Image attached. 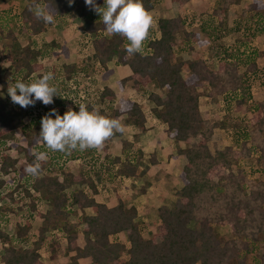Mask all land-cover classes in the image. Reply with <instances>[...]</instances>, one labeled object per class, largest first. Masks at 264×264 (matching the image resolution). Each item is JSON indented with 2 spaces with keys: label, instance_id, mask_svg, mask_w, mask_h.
Here are the masks:
<instances>
[{
  "label": "trees",
  "instance_id": "obj_1",
  "mask_svg": "<svg viewBox=\"0 0 264 264\" xmlns=\"http://www.w3.org/2000/svg\"><path fill=\"white\" fill-rule=\"evenodd\" d=\"M159 1L142 3L149 12ZM172 1L182 7L190 0ZM215 1L211 11H202L194 29L187 27L182 14L159 17L158 35L148 36L143 53L135 55L126 53L124 38L106 32L100 17L84 0H74L71 6L68 0H37L56 10L54 24L36 18L29 10L33 0H25L18 13L0 12V61L6 63L3 68L0 65V190H4L0 199L9 197L0 208V221L7 218L4 210L25 212L14 221L13 233L0 227V264H49L42 261L41 248L48 244L51 259L57 249L46 231L63 240L65 264H264V98L253 101L251 82L259 71L255 56L264 63V44L259 51L247 47L254 35L251 23H259V33L264 36V0H251L244 6L240 0ZM96 2L103 5V0ZM231 9L236 14L232 25ZM75 17L86 22L87 42L83 50L75 49L74 57L73 46L65 40L39 39L57 23L68 25L67 20ZM210 41L213 44L204 52L214 54L216 67L196 51L197 45ZM189 52L193 56L184 58ZM60 57L59 64H44ZM110 61L127 66L129 73L116 87L105 84L95 89L99 70L104 71L103 80L113 73ZM46 71L54 74L50 83L58 96L48 106L37 101L44 111L30 118L31 106L25 109L11 102L8 83L16 79L30 82ZM259 85L264 89V82ZM127 89L152 102V115L173 139L177 153L186 158L180 173L182 186L175 191L173 205L154 207L159 223L150 236L142 233L134 204L118 199L108 205L95 198L96 180L104 167L100 162L92 158L93 168L89 166L86 173L65 167L68 161L84 159L87 151L94 153L95 149L51 152L38 135L46 113L55 108L63 115L70 107L68 95L82 93L81 100L90 111L119 119L131 131L130 139L121 142L120 155H105L107 163L116 167L110 175L142 178L146 172L145 167L140 169L142 153L131 156L128 149L148 131V115L137 100L126 95L115 105L116 92L124 95ZM201 95L212 100L220 95L234 98L236 111L244 107L245 111L234 119H205L200 114ZM79 104L73 103L71 108L78 111ZM217 128L236 129L239 141L212 154L208 143ZM102 149L106 151L108 146ZM37 151L47 152L48 157L39 175L33 177L25 173V167ZM245 158L256 164L259 177L247 178L241 164ZM150 162H157L155 155ZM96 164L100 167L95 170ZM87 208L93 213H87ZM74 213L78 214L76 222L69 219ZM35 217L40 218L36 228ZM219 225H227L230 235L220 233ZM79 232L82 246L76 243ZM121 232L127 242L115 238Z\"/></svg>",
  "mask_w": 264,
  "mask_h": 264
},
{
  "label": "rangeland",
  "instance_id": "obj_2",
  "mask_svg": "<svg viewBox=\"0 0 264 264\" xmlns=\"http://www.w3.org/2000/svg\"><path fill=\"white\" fill-rule=\"evenodd\" d=\"M251 0H240V5L244 6L248 3H250ZM215 0H190L188 3L183 5L182 7H179L178 4L172 0H161L159 2H156L155 7L149 11L151 16L153 17V25L149 31V36H157V19L159 17L164 16H171L175 17L178 14H182L185 16L187 21V27L189 29H194L198 24L200 23V19L203 16L201 13L202 11H211V8L215 5ZM25 4V0H0V12H12V13H18L21 11ZM236 17L235 11L231 9L229 11V18L231 25L233 24V18ZM68 25H65L63 23H57L55 27H53L52 30L48 32H44L39 35V39L42 37L45 38L46 36L53 37L56 40H65L67 43L72 45L73 51L71 52V57H74V53L76 52L75 49L83 50L85 48L84 44L87 42V37L85 36L84 27L86 25V22L79 18L75 17L73 19H68ZM251 29L250 32L253 33L252 39L250 41H247V47L250 51L260 50L263 47L264 44V36L259 33L260 24L258 23H251ZM241 33V30H240ZM259 33V34H258ZM230 38L227 37L226 40L229 42ZM209 44H205L204 46L197 45L196 51L199 52V54H203L204 57L207 59V61L213 62V65L216 67V59L212 60V54L206 51V46L209 47L213 44V42H208ZM212 43V44H211ZM88 49V48H87ZM75 51V52H74ZM256 55V54H255ZM254 55V56H255ZM184 58L190 59L193 55L192 53H184ZM257 56V55H256ZM255 59L258 64V74L252 76L251 82H252V93H253V101H259L264 98V89L259 85L262 82H264V77L262 74L264 73V63L261 58L256 57ZM62 61V57L59 59L50 58L47 61L44 62L46 66H49L51 64H59ZM1 67H5L6 63H3L0 61ZM108 66L112 68L113 73L109 75L105 80L102 79V76L104 74L103 69L98 71L97 76V84L96 88H101L105 84H108L110 87H116L117 81L124 77L126 74L129 73V68L127 66H117L114 61H110L108 63ZM126 73V74H125ZM183 75H186V72H183ZM95 86V84H94ZM1 94V90H0ZM73 98L75 97L76 100H72L74 102H77L80 100V97H77L75 94H73ZM131 97L135 100H137L143 109L147 112L148 115V121L149 124L152 127L150 131L146 135H142L138 140L134 141L132 147H130L129 154L137 155L140 151L142 153V157L140 159L142 166L147 167L151 166L152 163L150 162V159L153 157V155L156 156L157 162L154 164V169H166L169 168L171 170V174L167 176V181H172L171 184H176L175 187L173 185L171 188L166 189V196L161 197V201H156V199H150L149 203H153L154 206L160 205V204H167L169 206L173 205V201L175 199V191L178 190V188H181L182 186V179L180 177L181 173V167L183 164V161L181 157L176 155V146L173 142V139L168 137L166 135V132L164 133L163 127L160 126L158 123L157 125L152 122L153 115L151 113V108L153 106L152 102L145 99L141 93L134 95V92L131 89H127L126 92L123 93L120 91L116 92V101L115 105L118 106V99L123 96ZM72 98V99H73ZM73 102V103H74ZM70 103V107H72V104ZM85 103V102H84ZM94 103H97L94 101ZM86 104V103H85ZM200 105V114L205 119H226V118H235L239 117L240 114H242L245 111V107L242 108L240 112L236 111L235 108V101L234 98L225 97L224 95L218 96L215 100H212L204 95H201L199 100ZM99 107H102L99 105ZM229 122V121H228ZM234 122L230 121L229 123ZM237 124V122H236ZM159 125V126H158ZM163 130V131H162ZM130 129H127L126 126H124V131L121 136H117L112 138L111 140H107L104 145L108 146V150H95L94 153L87 151V154H85V158L79 160H70L66 163V166L71 171H81L82 173H86V170L89 168H93L90 164V160L95 159V163L102 164L104 167H101L100 169V177L96 180L97 183V194L95 195V198L100 202H105L108 205H112L116 203L118 199L124 200L128 204H132L135 201V197H137V201L135 206L138 209V216L137 219L140 221V226L142 233L145 236H150L156 231V226L159 223L158 219H156V215L154 214V208L152 210H148L145 207V200L146 198H150L151 193H157L158 188L157 186H153L151 190L144 189V183L143 185L138 183V178L136 177H123V176H111L110 173L115 171V168L111 167L106 159L105 155L106 153H110L111 156L117 154L120 155V147L121 142L124 139H130ZM166 135V136H165ZM166 137V138H165ZM171 139V140H170ZM194 142L196 139L193 140ZM239 141L238 132L236 129L233 128H223V129H215V131L212 134L211 140L208 143L209 150L212 154H215L217 150L223 149L227 145H234L236 142ZM11 153H14L13 150H11ZM130 156V157H131ZM176 159H180V162H176ZM100 164L95 165V170L99 169ZM241 164L245 168L247 172V178L248 179H254L256 177H259L260 172L257 170L256 164H254L250 159L245 158L241 161ZM107 168V169H106ZM57 170V167H55ZM55 170V171H56ZM108 170L110 172H108ZM255 171V172H254ZM90 173V172H89ZM60 177V175H59ZM174 178V179H172ZM162 177L159 176V174H156L155 176L151 177L152 182H156L158 180H161ZM75 187H81L79 185ZM178 187V188H177ZM85 189H87L85 187ZM148 192V194L146 192ZM1 193H4V190H0ZM9 200V197H4L3 199H0V208H2L5 203H7ZM144 202V203H143ZM147 203V202H146ZM1 211V210H0ZM87 213H93V210L91 208L85 209ZM25 213L24 211H20L17 214H15L13 211H5L4 215L7 217L2 218L0 222H2V228L8 231L9 233H12L14 230V221H16L20 216ZM70 221L76 222L78 219V214L74 213L69 216ZM33 223L36 225L39 223L40 218L35 217L33 220ZM82 226L79 227L78 230H80ZM218 231L225 235H230V228L227 225H219ZM32 233V232H31ZM80 233V232H79ZM45 234L47 235L48 240L53 241L52 244L54 247L58 250V252L63 251V245L60 244L62 242L61 237L56 236L55 233L46 231ZM81 234V233H80ZM116 239H120L123 241H126V234L125 232L119 233L117 236H115ZM114 239V237H113ZM127 242V241H126ZM1 248V245H0ZM0 249V253H1ZM48 253H49V246L44 245V247L41 249V256L43 260H48ZM1 255V254H0Z\"/></svg>",
  "mask_w": 264,
  "mask_h": 264
},
{
  "label": "clouds",
  "instance_id": "obj_3",
  "mask_svg": "<svg viewBox=\"0 0 264 264\" xmlns=\"http://www.w3.org/2000/svg\"><path fill=\"white\" fill-rule=\"evenodd\" d=\"M73 3L74 0H68L69 6ZM84 3L100 17L107 33L119 35L127 41L124 47L128 55L143 53L153 17L145 10L142 0H103L102 6L96 0H84ZM29 10L44 23H55L56 10L49 5L33 0ZM53 79L51 71L40 74L30 82L16 79L14 83H8L7 95L13 104L25 109L34 106L37 101L45 106L51 105L54 97L58 96L56 86L50 83ZM77 107L78 111L69 107L63 115L52 108L41 118L38 135L47 150L61 153L100 150L116 133H123L124 126L119 119L109 118L95 109L90 111L84 103ZM33 155L34 160L26 165L25 173L37 177L48 153L37 151Z\"/></svg>",
  "mask_w": 264,
  "mask_h": 264
},
{
  "label": "crops",
  "instance_id": "obj_4",
  "mask_svg": "<svg viewBox=\"0 0 264 264\" xmlns=\"http://www.w3.org/2000/svg\"><path fill=\"white\" fill-rule=\"evenodd\" d=\"M122 68H123V66H121ZM126 74V73H125ZM152 122L153 123H155L156 125H157V123H158V121L156 120V118L153 116V118H152ZM149 124V121L147 122V126H148V131L145 133V134H143V135H146L149 131H150V129L152 128V127H150L151 125H148ZM160 126H162L160 123H158ZM158 125V126H159ZM127 129H129L128 127H127ZM153 129V128H152ZM164 130V129H163ZM162 130V131H163ZM164 133H165V131H163ZM166 136V135H165ZM141 137V136H140ZM166 138V137H165ZM171 140V139H170ZM174 142V141H173ZM121 148V147H120ZM129 153V152H128ZM176 153H177V151H176ZM119 154H121V153H119ZM176 155H178L179 157H181L182 158V160L181 161H183V164H182V167H183V165L186 163V158H185V156L184 155H181V154H176ZM175 161L176 162H180V159H176L175 158ZM155 164V163H154ZM154 164H152V167L151 166H147V167H145V169H146V172H145V174H144V176L142 177V178H138V183H140V184H142L143 185V180L145 181V183H144V185L146 184V182H148V181H150L151 180V177H153V176H155L156 174H159V176H161L162 177V179L161 180H158V181H156V182H151L150 183V185H148V186H146V188L145 189H147V190H151V188L153 187V186H157V188H158V191H157V193H151L150 194V198H146L145 200H143L144 202V204H145V207L148 209V210H152V208H154L155 206H154V204L153 203H149V201H150V199H156V201H161V197H164V195L166 194V189L167 188H171V186L173 185V184H171L172 183V181H167L168 179H167V176H169L170 174H171V170L169 169V168H166V169H161V171H160V169H154L153 167L155 166ZM182 167H181V169H182ZM144 168V166H142V164L140 163V169H143ZM124 177V176H123ZM172 179H174V178H172ZM176 186V184H174L173 185V187H175ZM178 188V187H177ZM178 189H180V188H178ZM146 192V191H145ZM147 194H148V192H146ZM166 196V195H165ZM137 197H135V201H134V203H136V201H137V199H136ZM134 203H132V204H134ZM131 204V203H130ZM135 205V204H134ZM156 206H158V205H156ZM90 214H92V213H90ZM156 219H158V218H156ZM158 222H159V219H158ZM1 226H2V222H1V224H0ZM0 226V227H1ZM2 228V227H1ZM3 229V228H2ZM5 230V229H4ZM6 231V230H5ZM6 232H8V231H6ZM9 233V232H8ZM12 233H13V231H12ZM11 234V233H10ZM59 237V236H58ZM76 243H77V245H79V246H82L83 244H84V241H83V237H82V234H80V233H78V236H77V240H76ZM60 244H62L63 245V240H62V242L60 243ZM45 245H47L48 246V244L46 243ZM44 247V246H43ZM42 247V248H43ZM41 248V249H42ZM2 251V250H1ZM58 251V250H57ZM3 252H1L0 254H2ZM56 256H55V258L54 259H51L49 256H50V250H49V253H48V260H43L42 259V256H41V259H42V261H44V262H46V263H49V264H65V256H64V254H63V251H61V252H58V254H57V252H56V254H55ZM88 261H89V259H87Z\"/></svg>",
  "mask_w": 264,
  "mask_h": 264
},
{
  "label": "built area",
  "instance_id": "obj_5",
  "mask_svg": "<svg viewBox=\"0 0 264 264\" xmlns=\"http://www.w3.org/2000/svg\"><path fill=\"white\" fill-rule=\"evenodd\" d=\"M73 96H74L73 93L68 95V99H70V103H73L72 100H74V101L76 100V98L75 97L73 98ZM76 96L77 97H80V100H78L77 102L84 103V101L81 100V98L83 99L85 97L84 94L80 93L79 96L78 95H76ZM43 111H44V109L40 105H38V104L37 105L35 104L34 106H31V115H30V118H33L38 113H43Z\"/></svg>",
  "mask_w": 264,
  "mask_h": 264
}]
</instances>
